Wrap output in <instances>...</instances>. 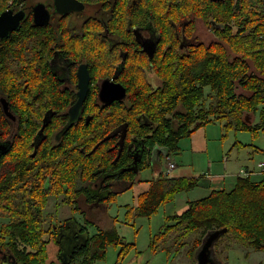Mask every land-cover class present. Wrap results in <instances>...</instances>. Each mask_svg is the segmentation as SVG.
<instances>
[{"label": "trees", "instance_id": "obj_1", "mask_svg": "<svg viewBox=\"0 0 264 264\" xmlns=\"http://www.w3.org/2000/svg\"><path fill=\"white\" fill-rule=\"evenodd\" d=\"M24 1L0 0V13L11 4L19 7ZM169 14L174 43L166 81L157 90L141 80L127 83L131 93L135 94L131 103L136 105L138 113L145 111L149 116L147 120L153 121L157 127L151 136L152 143L164 145L168 149L166 153L172 154L178 151L183 137L216 122L224 123L225 131L234 128L258 134L264 130V0H171ZM196 15L202 17L208 28L213 27L217 39L213 44L203 42L192 51L189 48L181 51L180 45L175 43L182 36V30L194 29ZM239 35L246 38H239ZM231 40L239 41L234 42V47ZM1 81H6L5 74H0ZM128 110V106L121 107V119H129L133 127L142 129L140 121L127 114ZM174 111L180 114L177 118L181 126L177 129L169 124L166 115ZM256 114L259 115L258 122L254 121ZM101 118V124L97 122L100 118H93L89 124L73 127L51 150L42 144L39 155L27 163L24 158L32 159V139L37 131L26 130L11 147L10 157L15 160L7 167L0 165V240L16 264H47L49 243L59 244L54 231L44 224L49 194L54 193L55 186L57 193L64 195L65 203L73 205L72 198L80 180L99 166V161L107 164L113 157L108 142L102 143L91 155L82 153L76 146L73 149L68 146L69 142L77 143L89 150L106 137L114 120ZM101 150L102 155L94 156ZM40 158L48 161H40ZM37 162L43 167L42 179L44 174L53 178L54 189L45 181L41 182L40 189L39 183H33L35 173L29 169H34ZM201 177L181 178L161 173L151 179L149 189L138 197L136 207L132 208L134 214L151 217L162 204L172 201L176 193L198 185ZM72 209L78 210L79 206ZM168 222L153 236L152 249H173L189 244L187 237L197 232L199 236L189 251L196 260L195 255L208 233L227 228L216 241V250L227 253L240 246L264 251V179L259 181L240 176L232 189H215L208 196L188 201L183 212L170 216ZM112 244L121 245V255L134 245L115 228H98V232L88 237L87 243L70 257L67 264H95L106 257L108 246ZM223 261L228 263V255ZM62 264H66L64 260Z\"/></svg>", "mask_w": 264, "mask_h": 264}, {"label": "flooded vegetation", "instance_id": "obj_2", "mask_svg": "<svg viewBox=\"0 0 264 264\" xmlns=\"http://www.w3.org/2000/svg\"><path fill=\"white\" fill-rule=\"evenodd\" d=\"M78 1V8L68 11H61L57 0H26L19 7L11 4L6 9H13V15L22 10L24 15L17 29L0 36V74L6 78L0 82V141L5 148L0 152V165L7 167L15 160L10 157L11 147L26 130L36 129L37 134L32 139V159L24 158L25 163L36 158L42 147L51 150L58 146L77 125L89 124L95 118H100L97 122L101 124V117L114 120L107 134L111 137L102 138L89 150L77 143L68 144L70 149L76 146L91 155L108 142L114 155L107 164L99 161V166L78 184L72 204L79 206L77 212L82 220L76 214L59 222L52 215L49 218L47 228L54 231L60 253L63 246L73 245L72 235L77 237L74 253L82 247L89 234L83 222L95 221V206L103 209L108 198L131 189L140 180V174L152 168L154 160L162 162L168 150L152 143L151 136L157 127L147 120L145 111L138 113L131 103L135 94L127 83L141 80L157 90L166 81L174 43L169 29L171 0ZM216 39L213 27L208 28L202 17L196 15L194 29L182 30L175 44L180 45L181 51H192L203 42L213 43ZM122 106H128L127 114L139 120L142 129L133 127L129 119H121ZM166 115L174 129L180 128L178 112ZM71 116H78V120L60 135ZM102 153L103 150L94 156ZM34 167L29 169L35 173L33 183H39L40 189L45 181L54 189L53 178L44 174L42 179L41 162ZM57 189L55 186L54 193L49 194V201L53 196L64 199ZM62 204L67 205L64 200ZM44 217L46 227V214ZM213 258L218 262L214 252ZM14 260L0 240V264H12Z\"/></svg>", "mask_w": 264, "mask_h": 264}, {"label": "rangeland", "instance_id": "obj_3", "mask_svg": "<svg viewBox=\"0 0 264 264\" xmlns=\"http://www.w3.org/2000/svg\"><path fill=\"white\" fill-rule=\"evenodd\" d=\"M31 1L35 2L36 0H27L28 3ZM254 121H259L258 114L255 115ZM207 126L211 131L210 136H212V154L217 155L216 159L220 160L219 162L216 161V165L212 168V173L217 172L218 167L222 168L224 157H229V162H233L234 164V173L241 169L240 165L249 163L254 167L251 169L255 172V175H264L259 173L256 168V163L259 160H264V130H260L258 134H253L250 131L235 130L234 128L225 131L224 123L220 122L209 123ZM190 140V137L185 138L183 143L185 142V145H190ZM171 156L176 163L182 162L181 164L183 165L172 169L170 173H168L165 157H163L162 162L158 159L154 160L152 168L140 174L139 178L141 181H138L137 184L157 178L161 173L171 176L178 175L182 172L183 166H186L185 169L187 172L194 173L193 175L197 176L205 171H209L207 159L204 156L201 160H199L198 157L195 159L194 157L189 158L182 156V153H172ZM201 171L203 172L200 174ZM262 178H264V176H259L257 179ZM233 179H236V177H233ZM227 189L229 190L230 188ZM208 194L209 190L203 186L196 187L191 191L178 192L175 194V198L172 201L162 204L151 217L136 216L134 214L132 208H135L138 202V194L134 187L125 192L118 193L116 198L114 197L109 200L107 206L103 209L102 207L95 206L98 212L97 216H92L95 221L91 223L83 222L84 225H89L90 234L97 232L99 227L115 228L119 235L125 237L126 241L134 243V245L131 246L132 248L127 249L128 251L126 250L122 255L121 245H109L106 257L97 260L95 264H179L178 255L175 257L172 254L175 249L154 250L151 248L152 238L164 228L165 224L169 223L170 216L183 212L188 201L203 198ZM62 198L63 196H53L50 198L44 213L48 219L46 227H48L51 215L55 220H58V222L74 214L82 220L79 216L80 214L77 212L78 210L72 209L73 205L67 204L63 206ZM198 236L199 234H197L196 237ZM51 243H53V241ZM163 244H165V242ZM57 247L53 249L52 245L49 243V258L47 264H50V262H53V264H62L63 259L60 256V245L58 244ZM262 254H264V251ZM227 264L252 263L245 257L242 251L231 249L229 251Z\"/></svg>", "mask_w": 264, "mask_h": 264}, {"label": "crops", "instance_id": "obj_4", "mask_svg": "<svg viewBox=\"0 0 264 264\" xmlns=\"http://www.w3.org/2000/svg\"><path fill=\"white\" fill-rule=\"evenodd\" d=\"M210 133H211V131L207 125L200 127L194 133H192L190 136L183 137L179 142L180 147H179L178 151L174 152V154L182 153V156H186L189 158L194 157L196 159L198 157L199 160H201L203 156L206 157L209 171H205L204 173H202L203 171H201L200 174L201 173L202 174L197 176V175H193L194 173L187 172L185 169L186 166H183L182 172L179 173L178 175H175L172 177L196 178V177L202 176L201 178H198L200 183L198 185H196L195 187H193L192 189H190L189 191L195 189L196 187L203 186L209 190V194L212 192V190H215V189H227V188L232 189L235 186L238 178L240 176H243L241 174V171L243 169L251 170L249 176L252 177V179L259 180V181L264 179V178L257 179V178H259V176H264V175H255V172L252 171V169H251L254 167L251 166L249 163H244V164L240 165L241 169L238 170L236 173H234V171H233L234 164H233V162H231V163L229 162V157H224L222 168L218 167V169H217L218 171L217 172L214 171L215 173H212V168L216 165L215 164L216 161L219 162L220 160L216 159L217 155L212 154L213 143H211L212 136H210ZM188 137L191 138L190 145H185V142L183 143V141L185 140V138H188ZM223 153H224V150H223ZM181 163H177L176 168L179 166H182L183 164H181ZM169 176H171V175H169ZM233 177H236V179H233ZM150 184H151V179L148 180V182H143L140 184L136 183L133 186L134 189L136 190L137 194H138V197L143 192H145L149 189ZM208 195H206V196H208ZM138 197H137V199H138ZM84 226L87 229V231L89 232V225L85 224ZM99 228H102V227H99ZM106 228H108V227H106ZM95 233H93V234H95ZM89 234H90V232H89ZM93 234H90V236ZM197 234L198 233L195 232L192 236H189V239L187 237L186 241L189 242V244L187 243L183 246H176L173 248V249H175V251H173L172 254L175 257L178 255L179 264H197L196 255H195L196 260L194 257H191L189 255V251L192 250L193 245H194L193 242L198 238V237H196ZM50 244L52 245L53 249H55V247H57V245H58V243L57 242L54 243V241H53V243L50 242ZM48 247H49V245H48ZM57 249H58V247H57ZM165 249H169V248L166 247ZM232 249H237V250L242 251L244 253L245 257L252 264H263V262H264V254H262V252H263L262 250H256L252 247L248 248V249L246 247L241 248L240 246H236ZM169 250H171V249H169ZM214 254H215L219 264H224L223 259H224L225 255H228V258H229V252L222 253V251L220 249L216 250L214 248Z\"/></svg>", "mask_w": 264, "mask_h": 264}, {"label": "water", "instance_id": "obj_5", "mask_svg": "<svg viewBox=\"0 0 264 264\" xmlns=\"http://www.w3.org/2000/svg\"><path fill=\"white\" fill-rule=\"evenodd\" d=\"M78 4H81L78 0H57L58 8L61 11H68L71 9H77ZM59 5H63L60 7ZM13 9H6L2 13H0V36H6L9 34V32L15 30L18 28L20 24V20L24 15V11H18L15 15ZM78 120V116H71L66 126L63 128V130L60 132V135L65 132L69 127H71L76 121ZM111 137V134L108 135L106 138L108 139ZM4 143L0 141V152L4 151ZM227 230V228L223 229H217L213 230L205 237L202 246L196 253L197 257V264H219L214 258H213V252L216 241L220 238L221 234L224 233ZM71 230L69 231V233ZM88 233L87 238L85 240V243H87L88 240ZM72 241L73 245H71L69 248H66L63 246L62 252L60 253V256L63 258L65 263H68V260L70 257L74 254V249L76 246V236L72 235ZM12 264H16V261L14 260Z\"/></svg>", "mask_w": 264, "mask_h": 264}, {"label": "built area", "instance_id": "obj_6", "mask_svg": "<svg viewBox=\"0 0 264 264\" xmlns=\"http://www.w3.org/2000/svg\"><path fill=\"white\" fill-rule=\"evenodd\" d=\"M172 154L166 153L165 154V159L167 161V167H168V173L174 168H176L177 163L175 160L172 159ZM256 168L258 169L259 173L264 174V160H260L256 164ZM251 170L243 169L241 171V174L243 176H249Z\"/></svg>", "mask_w": 264, "mask_h": 264}, {"label": "bare ground", "instance_id": "obj_7", "mask_svg": "<svg viewBox=\"0 0 264 264\" xmlns=\"http://www.w3.org/2000/svg\"><path fill=\"white\" fill-rule=\"evenodd\" d=\"M241 2H242V1H241ZM242 3H243V2H242ZM243 4H244V3H243ZM252 4H253V3H252ZM225 5H226V4H225ZM238 5H239V4H238ZM239 7H240V6H239ZM252 7H253V6H252ZM223 8H224V7H223ZM241 9H242V8H241ZM258 12H259V11H258ZM228 14H229V13H228ZM228 14H227V15H228ZM244 14H245V13H244ZM244 14H243V15H244ZM251 14H252V13H251ZM262 14H263V13H262ZM232 15H233V13H232ZM237 15H238V14H237ZM247 15H248V14H247ZM249 15H250V14H249ZM249 15H248V16H249ZM245 16H246V14H245ZM229 17H231V15H229ZM232 17H233V16H232ZM237 17H238V16H237ZM223 18H224V17H223ZM247 18H248V17H247ZM216 20H217V19H216ZM235 20H236V17H235ZM241 21H242V20H241ZM236 22H237V20H236ZM244 25H245V24H244ZM241 29H242V28H241ZM255 29H256V28H255ZM242 31H243V29H242ZM256 31H257V30H256ZM258 31H260V29H259ZM179 33H180V32H179ZM229 33H230V32H229ZM247 35H248V34H247ZM261 35H262V34H261ZM235 36H236V35H235ZM225 37H226V35H225ZM241 37L246 38V37H244V35L241 36ZM241 37H240V35H239V38H241ZM234 38H235V37H234ZM236 38H237V37H236ZM236 38H235V39H236ZM247 38H248V37H247ZM252 38H253V37H252ZM223 39H224V38H223ZM263 39H264V38H263ZM225 40H226V39H225ZM243 40H246V39H243ZM243 40H242V41H243ZM250 40H251V39H250ZM231 41H232V40H231ZM237 41H239V40H237ZM237 41H234V42H237ZM242 41H241V42H242ZM225 42H228V41H225ZM232 42H233V41H232ZM234 42H233V46L235 45ZM250 43H252V42H250ZM254 43H255V42H254ZM212 44H213V43H212ZM220 44H221V43H220ZM229 45H230V44H229ZM255 45H256V44H255ZM211 46H212V45H211ZM234 47H235V46H234ZM221 48H222V47H221ZM213 51H214V50H213ZM213 51H212V52H213ZM219 51H221V50H219ZM214 54H215V53H214ZM260 54H261V53H260ZM216 55H217V54H216ZM213 56H214V55H213ZM235 71H236V70H235ZM245 71H246V70H245ZM236 72H237V71H236ZM242 73H243V72H242ZM245 73H246V72H245ZM240 75H241V74H240ZM243 79H244V78H243ZM246 79H247V78H246ZM246 88H247V87H246ZM248 88H249V87H248ZM259 89H260V88H259ZM261 89H263V88H261ZM260 113H261V112H260ZM240 115H241V114H240ZM249 115H250V114H249ZM257 126H258V125H257ZM260 126H261V125H260ZM256 128H257V127H256ZM253 174H254V173H253Z\"/></svg>", "mask_w": 264, "mask_h": 264}]
</instances>
